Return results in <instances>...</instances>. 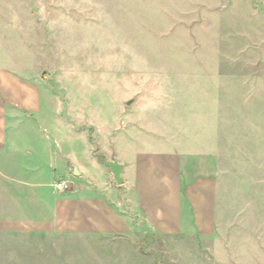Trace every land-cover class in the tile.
Masks as SVG:
<instances>
[{"label":"rangeland","instance_id":"rangeland-1","mask_svg":"<svg viewBox=\"0 0 264 264\" xmlns=\"http://www.w3.org/2000/svg\"><path fill=\"white\" fill-rule=\"evenodd\" d=\"M5 74L95 149L181 106V138L217 148L225 181L211 239L3 234L0 264H264V0H0Z\"/></svg>","mask_w":264,"mask_h":264},{"label":"crops","instance_id":"crops-1","mask_svg":"<svg viewBox=\"0 0 264 264\" xmlns=\"http://www.w3.org/2000/svg\"><path fill=\"white\" fill-rule=\"evenodd\" d=\"M180 107L156 124L133 123L113 135L111 148L95 149L83 132L57 130L52 112L48 122L41 117L33 83L0 76V235L80 236L92 245L111 238L130 246L143 233L214 237L224 160L217 148L181 138ZM33 120L54 128V136L27 129ZM81 139V151L64 149ZM113 160L122 166L121 184L104 165Z\"/></svg>","mask_w":264,"mask_h":264},{"label":"water","instance_id":"water-1","mask_svg":"<svg viewBox=\"0 0 264 264\" xmlns=\"http://www.w3.org/2000/svg\"><path fill=\"white\" fill-rule=\"evenodd\" d=\"M104 165L111 169L114 179L116 180L118 184H121L122 183V179H121L122 166L116 160H113L110 162H104Z\"/></svg>","mask_w":264,"mask_h":264}]
</instances>
